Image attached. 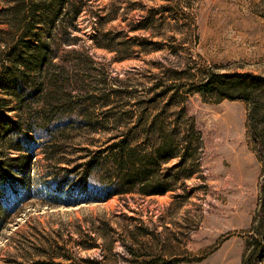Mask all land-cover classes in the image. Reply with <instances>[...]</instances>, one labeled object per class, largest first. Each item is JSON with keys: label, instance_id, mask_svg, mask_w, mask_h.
I'll list each match as a JSON object with an SVG mask.
<instances>
[{"label": "rangeland", "instance_id": "1", "mask_svg": "<svg viewBox=\"0 0 264 264\" xmlns=\"http://www.w3.org/2000/svg\"><path fill=\"white\" fill-rule=\"evenodd\" d=\"M13 67L41 88L0 87V264H245L264 181L251 103L195 87L212 72L264 79V0H0V77ZM49 93L70 102L60 121L105 130L70 126L55 154L53 126H28ZM139 107L146 127L178 131L160 173L174 189L81 202L84 182L100 181L84 179L83 156L134 126L133 144L159 141Z\"/></svg>", "mask_w": 264, "mask_h": 264}, {"label": "trees", "instance_id": "2", "mask_svg": "<svg viewBox=\"0 0 264 264\" xmlns=\"http://www.w3.org/2000/svg\"><path fill=\"white\" fill-rule=\"evenodd\" d=\"M54 1L55 4L57 2L58 5H63L67 2V0ZM59 11V9L53 10L47 17L54 19ZM41 46H43V44H41ZM40 56L42 60H44L45 54H41ZM25 74L26 72L18 70L16 67L9 69L6 78L0 77V87L7 92L12 90V93H16L19 97L25 95L26 98H31L32 91H40L41 86L37 87L32 84L31 80L26 77ZM53 78H55L53 83L57 86L55 94L67 97L70 93H67V91L65 92L64 89L67 90L66 86L69 85V82L64 80L59 83L55 75ZM263 80V78L250 74L232 75L212 72L210 75L208 73L203 77L195 87V91L202 96L218 97L219 100L241 96L249 101L251 103L250 127L254 134L257 148H259L264 155V126L262 125L264 123V92L261 90H264ZM18 81L20 85L24 84L25 89L27 88V91L23 90L22 94L15 90ZM11 84H13L14 88L9 87ZM30 84H32L31 88L29 86ZM51 94L52 93H49L50 99L48 98L40 109H32L30 111L31 116L28 118V126L31 130L44 129L46 131L50 130L49 127L51 128V125L53 126L52 131L60 136H57L58 140L55 139V144L52 147V151L55 154L59 153L58 148L61 142L65 140L66 131L70 126L85 127V129L92 131L99 129L105 130L103 122H98L91 119V117H86L77 122L60 121V118L57 117L58 113L63 110L62 108L71 105L70 102L67 101H65L64 104H60V101L56 102V98L51 96ZM81 111H84L85 114L91 113L88 108H83ZM135 111L136 110L132 109L122 114L124 116L137 114ZM138 111L142 119H139L136 123H138V125H145L141 130L142 134H144L146 138L153 134V136H155L154 138H158L159 141L133 144L132 138H135L134 132L136 131V126H134L132 128H127V130H119L120 134L118 133L110 137L108 139V144L106 143V145L100 149L92 153L89 152L90 154L83 156L87 159L83 164L84 179L91 178L95 171L100 181L96 182L99 186L95 182H84L85 185L79 196L81 202L106 201L115 195L134 191L146 196L164 194L174 189L173 185L163 180L165 179L164 177L161 178L160 173L162 170V163L174 159L178 153L177 150L179 146L174 139L178 131L174 129L166 133L164 124L157 125V121L152 123L149 127H146V124L148 125L145 119L146 110L144 111L143 108L139 107ZM164 112L161 111L159 115L164 114ZM98 124L102 125V128H98ZM119 124L117 120L115 122V128L117 130L119 129ZM174 170H176V167ZM174 170L173 168L167 169L168 175L166 179L170 180L175 178V175L172 176L171 174ZM66 183L67 182L63 181L58 182L60 185L58 189L61 188V185ZM261 187V202L258 217L255 220L258 226H253L258 236L252 239V243L246 254L245 264H261V262L264 261V181L261 182ZM154 262L155 261H153V263Z\"/></svg>", "mask_w": 264, "mask_h": 264}]
</instances>
